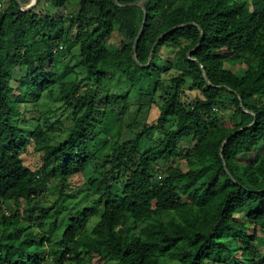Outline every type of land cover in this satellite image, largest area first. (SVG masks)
<instances>
[{
  "label": "trees",
  "instance_id": "1",
  "mask_svg": "<svg viewBox=\"0 0 264 264\" xmlns=\"http://www.w3.org/2000/svg\"><path fill=\"white\" fill-rule=\"evenodd\" d=\"M0 3V264H264V0Z\"/></svg>",
  "mask_w": 264,
  "mask_h": 264
},
{
  "label": "rangeland",
  "instance_id": "2",
  "mask_svg": "<svg viewBox=\"0 0 264 264\" xmlns=\"http://www.w3.org/2000/svg\"><path fill=\"white\" fill-rule=\"evenodd\" d=\"M31 1L32 0H29V1L27 0L28 4H30ZM78 2H79V0H71V3L69 5L70 10H72V8L76 7ZM26 6L27 5H25L23 8H25ZM0 8H2V6ZM163 51H165V52L167 51V54H168V50H166L165 48L163 49ZM73 53L74 54L66 53L62 58L61 65L63 67L67 66L69 69H72L74 71V72H69V75L71 74V75L77 76L78 78H82L84 76L85 72H84L83 68H81L77 63V51H74ZM240 66L239 65L232 66V65L228 64V67L234 68V69H238V68H240ZM241 68H244V65H242ZM172 72H176V74L178 73V71H176V70H172ZM164 75L166 77L169 76V75H166V73H164ZM69 77L70 76H68V78ZM143 88L145 91H149V89L151 90V87H149L148 84L143 86ZM129 89H131V88L129 87V84L125 81L124 78L117 79V80L113 81L111 86H110V90L112 93L124 94ZM129 91L131 92V94H132L131 96H132V98H134V100H139L140 97L144 94L143 93L142 95H139L133 89H131ZM154 96H155V99L158 100L157 94ZM143 97L146 100V102H149L152 99V97L150 95H146V94ZM143 97H141V98H143ZM145 100H143V101H145ZM129 108H130V111L127 115H125L124 122L125 123H132V122L137 121L138 123L135 125V129L140 128L144 121L154 120L158 116V109L156 106H152L150 108V106H148V104H145L143 107H138L135 104H131V106ZM103 129H104L103 133L101 134V136L99 137V140H98L99 145H101V146L104 145L103 151L101 152V155L109 153L110 144H111L112 139H114L115 137L116 138L117 137H123V136L128 134V128H126L123 124L122 125L116 124L115 121H113L112 118H110V117L107 119L106 124L103 126ZM109 134H111L112 137ZM161 137H162L161 133H155V134H153V136L150 139H146L144 142H145L146 146H151V145L156 144L157 141L161 139ZM31 154H32V152L28 153L27 157L25 155V162L29 163L31 165H35V162L38 161V155L36 154V155H33L31 157L30 156ZM69 181L70 182H76L77 184L84 183V179L80 175L70 177ZM53 186H54V183H52V181H49L47 183V187H48L50 195H53V192H52ZM91 262L93 264H120L119 262H117L114 259L99 258L96 256L91 258ZM236 262L237 261L233 260V261H231V264H236ZM65 264H74V263L73 262L72 263L66 262Z\"/></svg>",
  "mask_w": 264,
  "mask_h": 264
},
{
  "label": "water",
  "instance_id": "3",
  "mask_svg": "<svg viewBox=\"0 0 264 264\" xmlns=\"http://www.w3.org/2000/svg\"><path fill=\"white\" fill-rule=\"evenodd\" d=\"M37 1H38V0H32L31 3L28 4V5L25 7V9H29V8H31L32 6H34L35 4H37ZM143 2H144V0H139V4H142ZM128 4H130V3H128ZM124 5H126V4H124ZM144 11H146V10H144ZM144 19H146V14H145ZM173 30H174V29H171L170 31L164 32L161 36H164V35H166L167 33L171 32V31H173ZM140 34H141V31H140V33L137 35V37H136V39H135V42H134V45H133L134 50H136V44H137V42H138V40H139ZM156 44H157V41H156V42L153 44V46H152V49H151V52H150L149 60H151V58H152V55H153V52H154V49H155ZM135 58H136V56H135ZM204 77H205V78L207 79V81H208V77H207L206 74H204ZM208 83H209V82H208ZM240 130H242V128H241ZM226 141H227V140H225L224 143H225ZM224 143H223L221 149L223 148Z\"/></svg>",
  "mask_w": 264,
  "mask_h": 264
},
{
  "label": "built area",
  "instance_id": "4",
  "mask_svg": "<svg viewBox=\"0 0 264 264\" xmlns=\"http://www.w3.org/2000/svg\"><path fill=\"white\" fill-rule=\"evenodd\" d=\"M2 6V4L0 3V7ZM61 48H62V46H61Z\"/></svg>",
  "mask_w": 264,
  "mask_h": 264
}]
</instances>
